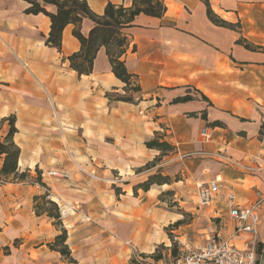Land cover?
I'll list each match as a JSON object with an SVG mask.
<instances>
[{"label":"crops","instance_id":"crops-1","mask_svg":"<svg viewBox=\"0 0 264 264\" xmlns=\"http://www.w3.org/2000/svg\"><path fill=\"white\" fill-rule=\"evenodd\" d=\"M85 1L99 15L108 3L132 4V0ZM163 1L166 10L162 17L140 13L125 29L131 39L126 67L137 74L141 86L142 99L134 104L109 101L105 96L124 84L111 72L103 47L97 52L92 72L78 76L67 59L80 48L72 35L73 24L63 28L58 51L44 43L50 30L48 16L25 13L28 3L24 0H0V120L15 115L13 140L20 148L17 169L35 176L37 168L45 184L33 179L0 181V264H70L48 246L59 227L34 211L33 197L45 191L60 206L66 243L75 264H122L124 249H133L132 240L148 247L152 235L142 232L135 219L137 214L142 221L147 218L151 223L153 219L141 215L146 206L139 203L141 195L129 196L126 186L131 184L123 185L118 194L110 185L88 179L74 168L66 150L85 165L89 156L97 153L92 143L99 139L95 138L120 136L110 150L127 156L112 153L105 157L100 153L99 160L110 162L113 170H122L118 175L121 181L137 183L151 174V167L146 169L145 165L158 151L147 148L144 142L159 130L175 147L177 156L189 157L183 160L189 168L187 181L198 186L217 179L220 194L232 191L239 204H250L262 196L256 264H264V133L260 132L264 123V0ZM205 1L213 13L235 27L211 22ZM46 9L53 12L55 7ZM92 25L84 18L81 32L86 35ZM239 38L256 49L245 48ZM186 92L192 100L171 102ZM98 100L100 108L96 107ZM58 106L63 113L68 109L69 116L60 114ZM84 111L91 112L89 117ZM65 116L73 127L56 125V121L63 123ZM214 121L219 124L212 126ZM204 127L208 128L206 138L201 135ZM5 134L0 131V141ZM150 192L151 188L142 194ZM220 194L206 205L197 203V217L186 224L196 227L193 236L200 238L196 243H203L221 225L219 216L223 224L220 232L227 235L230 222ZM108 211L116 214L110 215L115 236L97 225L105 221ZM83 215L91 221H83ZM118 234L128 239L114 242ZM245 237L241 235L234 243L243 247Z\"/></svg>","mask_w":264,"mask_h":264},{"label":"trees","instance_id":"trees-1","mask_svg":"<svg viewBox=\"0 0 264 264\" xmlns=\"http://www.w3.org/2000/svg\"><path fill=\"white\" fill-rule=\"evenodd\" d=\"M28 3L25 13H43L50 20V30L44 39L47 46L54 47L58 51L61 50V38L63 28L67 24H73L72 35L79 41L80 48L77 52L67 57L69 67L74 70L78 76L88 75L92 72L94 60L98 50L103 47L107 55L111 72L119 79L123 85L124 95H116L112 97L111 93L106 92L105 96L109 101H123L136 104L142 99L141 86L137 74L129 72L125 63V55L130 47L131 39L125 33V29L132 25L136 15L142 13L153 17H162L166 6L163 0H132V4L126 7L122 4L108 3L102 14H96L91 10L85 0H24ZM206 14L211 22L215 25L234 28L235 25L219 18L211 10L207 1ZM47 6H54L53 12L46 9ZM84 18L89 19L93 25L86 35L81 32V22ZM245 48L255 50L256 47L248 43L246 40L239 38L237 40ZM131 50H135V45L131 46ZM189 89V88H187ZM203 99L208 98L200 92ZM192 96L186 92L183 96H177L172 99V103L186 102L192 100ZM204 116V114H203ZM205 117V116H204ZM7 121L8 130L0 141V156H2V164L0 166V181H23L32 178L34 183H38L45 187L42 182L41 172L36 168L35 176H31L28 170L19 172L17 169V161L20 154L19 146L14 142L13 136L17 132L15 126V115L2 118L0 123ZM218 121L211 123L212 126L218 125ZM261 133H264V123L261 125ZM147 148L156 149L161 154L175 151V147L168 142L164 135L155 131L153 137L144 142ZM150 163V162H149ZM145 165L146 168L151 163ZM150 165V166H149ZM166 177L161 175H148V177L132 186L133 194L139 189L147 191L154 183H166ZM47 189V188H46ZM48 190V189H47ZM118 188L115 191L118 193ZM33 208L37 215L45 214L52 220V224L59 227L60 232L49 243V248L58 251L63 257L67 258L70 264H75V259L71 256V251L66 243L67 231L63 227L61 214L57 203L49 196V192L35 195L33 197ZM179 221H177L178 224Z\"/></svg>","mask_w":264,"mask_h":264},{"label":"rangeland","instance_id":"rangeland-1","mask_svg":"<svg viewBox=\"0 0 264 264\" xmlns=\"http://www.w3.org/2000/svg\"><path fill=\"white\" fill-rule=\"evenodd\" d=\"M123 88V87H122ZM120 89L118 91H108L111 93L112 97H115L116 95H124L123 89ZM1 89V87H0ZM190 92H194L193 89H186ZM106 93V92H105ZM101 98V97H100ZM100 101H97V108H100ZM60 110V114L68 115L67 112H70L68 109L66 111L61 110V108L58 106ZM83 113V111H82ZM86 113V117H89L90 111H84ZM193 114V113H192ZM66 115V116H67ZM64 120H61L60 124L58 121H56V125H61V127L69 128L73 127L71 124V121L69 118H66ZM69 116V115H68ZM7 117V116H6ZM46 123V122H44ZM50 122H47L49 124ZM54 124V123H53ZM54 124V126H56ZM8 130V122L4 121L0 123V131L2 133L7 132ZM164 130V129H163ZM67 131V130H64ZM161 133V131L159 130ZM153 135L151 136V138ZM67 140L70 139V137H66ZM121 139L120 136L111 137V135H108L107 137L95 138L98 142L92 143L93 147L96 145L95 151L97 153L92 154L89 156L87 163L85 165L82 164L81 160H79L76 156L71 157V154L73 153L69 150H66L67 157L69 161L73 164L74 168L80 172L82 175L86 176L88 179H91L90 175L94 174V176L102 178V180H96L104 182L107 185H110L115 190V187H117L118 194L122 192V187L125 184H131L127 185L129 196L133 195L132 186L136 183L131 181H121L120 177H118L119 173H123L122 170H113L110 168L111 163L107 162L106 164L101 163L99 160L100 153L105 157H108L109 155H116L119 157L127 156L125 153L120 152H112L110 150L111 146L113 145L114 140ZM94 140V139H93ZM63 143L64 140H63ZM65 145V144H64ZM102 146V147H101ZM156 150V149H155ZM158 151V150H157ZM87 150L85 151V153ZM113 153V154H112ZM176 151L173 152H166L165 154H161L160 151L157 152V154L152 158L151 160V175H161L162 177H166V183L164 184H157L154 183L151 185V192L147 196H143L141 189L137 191L136 194L141 195L139 203H145V207L142 208V216L145 218L147 216H152L151 223L147 221V218H145L144 221H142V217H138V214L135 216V219H138L137 221L141 224L142 227H140V230L150 232L152 235L151 243L148 247H144L138 245L134 240L133 241V249L132 247L128 249H124V253L121 255V263L122 264H156L160 261H164L169 258V247H167L166 244H168V238L171 240V235L175 231L174 234H180L186 236V242L189 244V246L192 245H202V243H196V241H200L199 237H194L193 234L196 232V227L192 226H186V224H191V222L194 220V218L197 217V206L196 204L199 202L196 197V183H193L192 181H187V172H189V168L187 169L185 165V161L188 159L187 157H180L176 155ZM183 154V153H182ZM94 156V157H93ZM149 163V164H150ZM149 167V168H150ZM146 168V167H145ZM146 168V169H149ZM130 173V172H129ZM132 175V173H130ZM34 177V176H33ZM148 177V176H147ZM146 177V178H147ZM32 178H29L28 180H31ZM111 179H114V182H111ZM145 180V179H144ZM143 181V180H142ZM141 182V181H139ZM137 182V183H139ZM198 183V182H197ZM163 189V190H162ZM159 191V192H157ZM117 193V192H116ZM135 195V194H134ZM127 197H124V201L126 202ZM58 205V204H57ZM106 205V204H103ZM59 211H60V206ZM105 207V206H104ZM108 208V206H106ZM70 213V212H69ZM209 213V212H208ZM108 215L105 217V221L103 219L102 224H97L99 226L105 227L108 232H110L113 236L115 234L117 235V232L115 231L114 223L111 220V216L115 217L116 214L114 212L108 211ZM82 220L83 221H91V219H86L85 216ZM169 217V218H167ZM175 217H180L179 220H176L174 222H171L172 219H175ZM109 220V222H106ZM177 221L178 224H177ZM202 221L200 220L199 223ZM182 225L181 228L179 226ZM111 227V229H110ZM108 228V229H107ZM202 232V231H200ZM117 239L126 240L128 237H121L119 234L116 237H113V241L117 242ZM125 246V245H124ZM127 247V246H125ZM120 257V255H119Z\"/></svg>","mask_w":264,"mask_h":264},{"label":"built area","instance_id":"built-area-1","mask_svg":"<svg viewBox=\"0 0 264 264\" xmlns=\"http://www.w3.org/2000/svg\"><path fill=\"white\" fill-rule=\"evenodd\" d=\"M203 137H208V128L204 127L201 131ZM72 157V154H71ZM56 175L57 172H49ZM63 177L65 173L60 174ZM91 179L102 180V178L90 175ZM114 182V179H111ZM198 204L206 205L214 197L220 194L219 182L217 179L207 183H200L197 186ZM221 199L227 207V217L230 222L227 235H222L221 224L214 232L207 235L202 245L189 246L186 239H181L178 234H172L169 247V258L156 264H256L257 252L260 243L259 226L261 223L260 209L263 198L258 196L250 204H239L232 191L220 194ZM84 217H81L83 219ZM89 219L88 217H85ZM245 234L244 246H238L234 240ZM132 244L131 240L126 241Z\"/></svg>","mask_w":264,"mask_h":264},{"label":"bare ground","instance_id":"bare-ground-1","mask_svg":"<svg viewBox=\"0 0 264 264\" xmlns=\"http://www.w3.org/2000/svg\"><path fill=\"white\" fill-rule=\"evenodd\" d=\"M208 95H210V94H208Z\"/></svg>","mask_w":264,"mask_h":264}]
</instances>
